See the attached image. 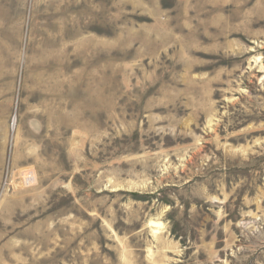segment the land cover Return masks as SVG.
<instances>
[{
	"label": "rangeland",
	"instance_id": "374dc122",
	"mask_svg": "<svg viewBox=\"0 0 264 264\" xmlns=\"http://www.w3.org/2000/svg\"><path fill=\"white\" fill-rule=\"evenodd\" d=\"M0 264H264V0H0Z\"/></svg>",
	"mask_w": 264,
	"mask_h": 264
}]
</instances>
